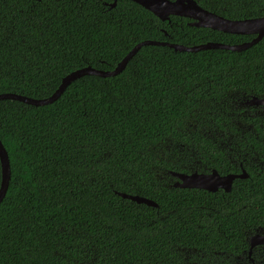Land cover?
<instances>
[{
    "label": "trees",
    "instance_id": "trees-1",
    "mask_svg": "<svg viewBox=\"0 0 264 264\" xmlns=\"http://www.w3.org/2000/svg\"><path fill=\"white\" fill-rule=\"evenodd\" d=\"M194 1L228 20L264 17V0ZM111 2L0 0V94L47 98L72 71H110L146 40L253 38ZM253 97L264 98V36L240 52L142 46L116 76H82L51 104L0 100L10 166L0 264H264V248L251 262L246 253L264 229V110ZM212 170L247 177L229 192L172 186V173Z\"/></svg>",
    "mask_w": 264,
    "mask_h": 264
},
{
    "label": "water",
    "instance_id": "water-1",
    "mask_svg": "<svg viewBox=\"0 0 264 264\" xmlns=\"http://www.w3.org/2000/svg\"><path fill=\"white\" fill-rule=\"evenodd\" d=\"M137 5L143 7L145 10L151 12L160 21L169 22L170 16H178L189 19L188 26L207 28L222 33L233 35H253L254 37L248 41L240 44L228 45L223 43L207 42L195 46H183L178 44H171L167 42L156 41H142L136 44L117 65L110 71L96 70L91 67L77 69L67 74L62 78L58 88L47 98L31 99L11 93H1L0 100H16L27 105L44 106L56 101L66 87L74 80L87 75L98 76L102 78L113 77L124 70L128 61L134 56L142 46H166L176 52H198L203 50L220 49L232 52H240L252 45H255L264 36V17L245 20H228L218 15L202 9L194 0H130ZM116 0H112L108 6L115 7ZM250 106H260L264 110V98L253 97L247 102ZM0 167H1V181H0V202L5 196L8 182L10 180V166L7 153L0 141ZM176 179L173 183L174 188L181 189H201L211 193L221 189L224 192H229L234 179L246 178L247 174L241 171L238 175L228 174L220 176L216 171L211 173H172ZM121 197L126 198L138 204H145L148 206L156 207L157 205L145 198L139 196H131L120 194ZM257 244H264V236L258 234L253 235L249 239V249Z\"/></svg>",
    "mask_w": 264,
    "mask_h": 264
},
{
    "label": "flooded vegetation",
    "instance_id": "flooded-vegetation-1",
    "mask_svg": "<svg viewBox=\"0 0 264 264\" xmlns=\"http://www.w3.org/2000/svg\"><path fill=\"white\" fill-rule=\"evenodd\" d=\"M250 36H253V35H250ZM254 37V36H253ZM212 171H215V170H212ZM211 171V172H212ZM211 172H209V173H211ZM208 174V173H207ZM218 174V173H217ZM219 175V174H218ZM220 176H222V175H220ZM223 176H225V175H223ZM219 190H221V189H219ZM219 190H217V191H219ZM256 234H258L259 236H264V229H261L259 232H257ZM249 241V240H248ZM248 244H249V242H248ZM249 246V245H248ZM257 248H259V249H261V248H264V244H257V245H255V246H253L252 248H250V249H248V251L246 252L247 253V257H248V261L249 262H251L252 261V259H251V254H252V251L253 250H257Z\"/></svg>",
    "mask_w": 264,
    "mask_h": 264
}]
</instances>
